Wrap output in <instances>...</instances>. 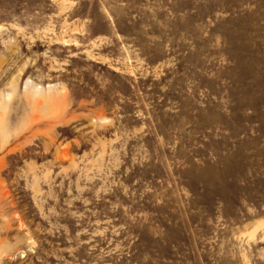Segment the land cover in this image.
<instances>
[{
    "label": "rangeland",
    "instance_id": "374dc122",
    "mask_svg": "<svg viewBox=\"0 0 264 264\" xmlns=\"http://www.w3.org/2000/svg\"><path fill=\"white\" fill-rule=\"evenodd\" d=\"M0 264H264V0H0Z\"/></svg>",
    "mask_w": 264,
    "mask_h": 264
}]
</instances>
